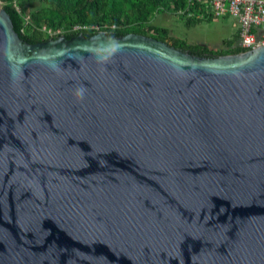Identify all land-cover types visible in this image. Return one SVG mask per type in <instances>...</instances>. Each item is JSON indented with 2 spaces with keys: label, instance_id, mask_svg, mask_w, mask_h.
Listing matches in <instances>:
<instances>
[{
  "label": "water",
  "instance_id": "95a60500",
  "mask_svg": "<svg viewBox=\"0 0 264 264\" xmlns=\"http://www.w3.org/2000/svg\"><path fill=\"white\" fill-rule=\"evenodd\" d=\"M0 264H264V46L28 43L0 7Z\"/></svg>",
  "mask_w": 264,
  "mask_h": 264
},
{
  "label": "trees",
  "instance_id": "16d2710c",
  "mask_svg": "<svg viewBox=\"0 0 264 264\" xmlns=\"http://www.w3.org/2000/svg\"><path fill=\"white\" fill-rule=\"evenodd\" d=\"M0 3L10 16L13 29L28 43L59 36L69 39L83 34L87 37L105 31L113 36L128 33L147 36L197 56L237 54L248 50L240 45L237 32L223 39L221 47L213 50L188 43L170 35L167 27L152 24L154 15L161 13L174 15L186 26L216 19L209 13L199 16L200 9L196 7L193 11L197 16L184 18L177 14L186 7V0H0ZM30 5L33 6L31 10L28 9ZM252 31L261 33L264 26Z\"/></svg>",
  "mask_w": 264,
  "mask_h": 264
},
{
  "label": "built area",
  "instance_id": "2783aa9c",
  "mask_svg": "<svg viewBox=\"0 0 264 264\" xmlns=\"http://www.w3.org/2000/svg\"><path fill=\"white\" fill-rule=\"evenodd\" d=\"M194 7L200 9L199 16L209 13L216 18L233 19L243 48L251 50L264 46V31L258 34L252 31L264 26V0H186V7L177 14L192 17Z\"/></svg>",
  "mask_w": 264,
  "mask_h": 264
},
{
  "label": "rangeland",
  "instance_id": "374dc122",
  "mask_svg": "<svg viewBox=\"0 0 264 264\" xmlns=\"http://www.w3.org/2000/svg\"><path fill=\"white\" fill-rule=\"evenodd\" d=\"M32 7L30 5L28 9L31 10ZM151 22L157 26H166L170 30V35L185 40L188 43H202L201 45L204 44L203 46L213 50L221 47L220 40L229 38L230 33L233 31L230 18H218L210 22H201L193 26H186L174 15L161 13L154 15Z\"/></svg>",
  "mask_w": 264,
  "mask_h": 264
},
{
  "label": "crops",
  "instance_id": "0c3cea01",
  "mask_svg": "<svg viewBox=\"0 0 264 264\" xmlns=\"http://www.w3.org/2000/svg\"><path fill=\"white\" fill-rule=\"evenodd\" d=\"M216 19H218V18H216ZM219 19H222V18H219ZM231 21H232L231 25H232L233 31L230 33V34H231L230 37H231L234 33L237 32V29H236V25H235L234 20L231 19ZM165 27H166V26H165ZM222 40H223V39H221L220 42H221ZM195 44H202V43H197V42H196ZM203 45H204V44H203ZM205 45H207V44H205ZM207 46H209V45H207ZM211 46H212V45H211Z\"/></svg>",
  "mask_w": 264,
  "mask_h": 264
},
{
  "label": "flooded vegetation",
  "instance_id": "af4514ba",
  "mask_svg": "<svg viewBox=\"0 0 264 264\" xmlns=\"http://www.w3.org/2000/svg\"><path fill=\"white\" fill-rule=\"evenodd\" d=\"M107 33V32H106ZM109 34V33H108ZM83 35V34H82ZM93 35V34H92ZM91 36V35H90ZM87 37H89V36H87Z\"/></svg>",
  "mask_w": 264,
  "mask_h": 264
}]
</instances>
